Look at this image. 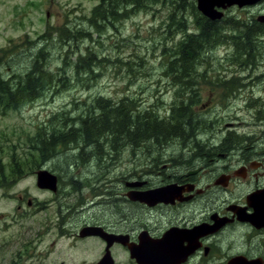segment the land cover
Returning a JSON list of instances; mask_svg holds the SVG:
<instances>
[{
    "label": "rangeland",
    "instance_id": "obj_1",
    "mask_svg": "<svg viewBox=\"0 0 264 264\" xmlns=\"http://www.w3.org/2000/svg\"><path fill=\"white\" fill-rule=\"evenodd\" d=\"M186 2V14L183 17L187 18L186 31L189 33L197 27L196 14L190 2ZM98 4L99 0H0V57L8 55L6 50L9 46L17 45L16 48L10 47L9 51L11 57L20 54L12 66L16 72L25 70L32 54L39 49L37 47L46 44L44 39L53 38L58 45L49 46L53 62L50 67L54 70L61 65L66 52L70 56L68 61L75 60L78 53L86 52L87 46L111 60L105 70L97 73L95 81L88 80V77H83L86 74L81 73L80 79L75 81L73 78L68 87L46 92L37 101L18 110L0 108V187L13 186L9 189L0 188V213L6 215L0 223V235L27 234L29 222L17 217L16 213L21 215V211L17 210L21 204L23 212L29 209L28 200L38 203L37 207L30 210L31 213L44 210L32 217L34 220L43 221L54 210L51 193L40 190L37 179L31 176L32 171L42 165L40 156L30 145V140L37 135L39 128L66 126L77 121L85 106L97 96L109 97L115 102L127 97L131 103L136 102L141 110L157 109L168 115L172 107L178 104L176 98L179 93L184 90L181 83L175 85L174 80L166 74L169 48L173 47L174 42L165 33L164 21L169 11L160 5L136 11L100 38L94 35L93 41L72 43V49L58 43L60 28L64 26L89 30L88 18ZM262 15L264 1L245 8L232 7L225 11L223 26L231 36L236 28L232 23L234 18L252 22ZM258 24L262 26V34L259 35L262 48L254 64L247 65L228 58L232 50L228 43H224L210 52L211 59L202 62L199 72L203 77L198 78L194 89L184 90L200 93V103L203 104L196 111L201 115L204 127L217 123H221L222 127L234 123L239 125L237 127L240 130L247 132L256 124L264 123V116L258 111L264 106V23ZM68 75L71 76V73L68 72ZM203 105L206 106L202 108ZM203 133L207 137L202 134L201 137L210 136V132ZM140 145L125 143L120 153L108 156V159L116 160L114 164L102 160L104 163L89 161L84 166L79 160L74 163L72 155L64 151L65 154H57L44 166L63 173L62 195L67 196L64 201L66 204L74 205V195L69 194L66 188L80 181L82 196H89L93 202L96 201L87 210L94 219H105L111 210V206L106 205L109 180H113L110 186H120V182L117 183L119 172L131 168V165L142 164V157L156 144L149 142L148 148ZM180 145L181 142L170 144L168 153L180 154L183 150ZM79 153L76 150L77 157ZM12 155L20 159L13 165L15 169L20 168V178L11 176L12 164H9ZM20 196L25 200L22 201ZM45 212L48 215L45 216ZM10 214L13 217H9ZM118 260L123 262L122 255L118 256Z\"/></svg>",
    "mask_w": 264,
    "mask_h": 264
},
{
    "label": "flooded vegetation",
    "instance_id": "obj_2",
    "mask_svg": "<svg viewBox=\"0 0 264 264\" xmlns=\"http://www.w3.org/2000/svg\"><path fill=\"white\" fill-rule=\"evenodd\" d=\"M179 97L193 99L187 112L193 120L185 128L172 125L179 136L155 140L142 164L119 172L120 186L109 180L105 219L87 210L96 201L82 196L80 181L66 188L74 205L66 204L63 173L43 160L31 176L44 170L57 177L54 189L37 185L51 193L54 210L39 221L32 217L44 210L30 212L35 200L26 212L18 205L27 234L0 235V264H109V256L113 264H264V123L247 132L234 123L204 127L196 111L200 93L182 90ZM258 111L264 116V106ZM203 131L210 136L201 137ZM176 142L182 152L168 153ZM4 218L0 213V223Z\"/></svg>",
    "mask_w": 264,
    "mask_h": 264
},
{
    "label": "trees",
    "instance_id": "obj_3",
    "mask_svg": "<svg viewBox=\"0 0 264 264\" xmlns=\"http://www.w3.org/2000/svg\"><path fill=\"white\" fill-rule=\"evenodd\" d=\"M186 1L190 2L196 14L197 27L189 33L186 31L187 18L183 17L186 14ZM156 5L169 11L164 21L165 33L174 42L173 47L169 48L166 74L175 84L181 83L184 90L194 89L193 85L198 78L203 77L199 72L202 62L210 58L209 54L213 49L224 43H228L232 50L228 58L239 63L252 65L258 57L262 48L259 41L262 26L257 21L247 22L234 18L232 23L236 28L229 36L223 26L225 19L212 21L199 14L195 0H99L88 18L89 30L64 26L60 28L58 43L72 49V43L93 41L94 35L100 38L117 28L118 24L123 23L134 12L148 10ZM177 37L180 38L176 40ZM44 40L46 44L37 47L39 49L34 51L24 71L16 72L12 68L20 54L11 57L9 51L10 47L16 48L17 45L9 46L6 50L8 55L0 57V108L3 110H18L37 101L46 92H56L60 87H68L73 78L75 81L80 79L81 73L86 74L83 77H88V80L95 81L97 73L105 70L111 62L109 57L102 56L101 52L87 46L86 52L78 53L75 60L68 61L70 56L66 52L61 65L54 70L50 67L53 62L49 46L58 45L53 38ZM183 97L178 98V105L167 115L157 109L141 110L136 102L131 103L127 97L115 102L109 97L97 96L85 106L86 109L78 116L77 121L66 126L39 128L37 135L30 140L31 149L40 156L42 162L66 151L72 155L74 163L79 160L84 166L89 161L114 164L116 160L108 159V156L120 153L125 143L139 146L159 139L165 140L171 134L179 136L180 131L172 125L185 128L194 115V112L187 113L188 100L193 99ZM76 150L80 151L79 157L76 156ZM11 159L10 170L15 178H20V168L13 167L20 159L15 155Z\"/></svg>",
    "mask_w": 264,
    "mask_h": 264
},
{
    "label": "water",
    "instance_id": "obj_4",
    "mask_svg": "<svg viewBox=\"0 0 264 264\" xmlns=\"http://www.w3.org/2000/svg\"><path fill=\"white\" fill-rule=\"evenodd\" d=\"M264 0H196L197 8L200 13L209 18L212 21L221 20L224 17V11L232 8L239 7L244 8L248 6L256 5ZM257 21L264 23V15L259 16ZM37 185L40 188L57 187V177L48 171L41 170L37 174ZM49 187V188H50ZM107 264L108 260L105 259L101 264ZM109 264H113V260L109 256Z\"/></svg>",
    "mask_w": 264,
    "mask_h": 264
},
{
    "label": "bare ground",
    "instance_id": "obj_5",
    "mask_svg": "<svg viewBox=\"0 0 264 264\" xmlns=\"http://www.w3.org/2000/svg\"><path fill=\"white\" fill-rule=\"evenodd\" d=\"M197 67V66H196ZM199 67V66H198ZM185 88V87H184ZM143 114V113H142Z\"/></svg>",
    "mask_w": 264,
    "mask_h": 264
}]
</instances>
